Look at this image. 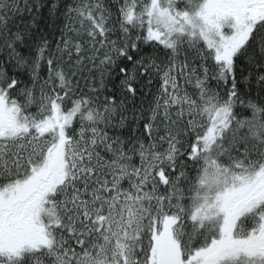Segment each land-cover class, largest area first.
Wrapping results in <instances>:
<instances>
[{
	"label": "snow or ice",
	"instance_id": "6c2138e0",
	"mask_svg": "<svg viewBox=\"0 0 264 264\" xmlns=\"http://www.w3.org/2000/svg\"><path fill=\"white\" fill-rule=\"evenodd\" d=\"M0 264H264V0H0Z\"/></svg>",
	"mask_w": 264,
	"mask_h": 264
}]
</instances>
